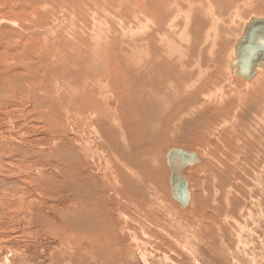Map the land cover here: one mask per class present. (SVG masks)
Segmentation results:
<instances>
[{
	"label": "rangeland",
	"instance_id": "374dc122",
	"mask_svg": "<svg viewBox=\"0 0 264 264\" xmlns=\"http://www.w3.org/2000/svg\"><path fill=\"white\" fill-rule=\"evenodd\" d=\"M218 1L219 0H215L214 2L213 1L211 2L213 4V6L215 5V3H216V5L218 3L220 4V5H217V7H215V9L211 5L213 7V9L210 10V7L204 8V9H202V12L198 9L199 7L193 3L194 12L193 13L191 12L193 14V16H195V13L197 16L199 14H200V16H202L203 15L202 13L204 11L206 13V14L204 13L205 15H203L204 18H203V16L202 17L199 16V19H201V20L203 19L201 24H199L200 22L198 19L196 21L195 20L191 21L193 19L192 14H189V15H191V18H188L186 24H183L182 21L179 20L180 18L176 21V19H174L175 17H173L174 14L171 13V12H173V7H171V5H170V7L168 6V8H169L168 10L169 11L171 10V12L167 13V17L164 18V21L161 20V23H159L160 25H156V24L154 25L153 24V26L151 27V30H150V26H151V24H150L147 27V29L142 28V29H144L143 30L144 32L139 33L138 35L136 34V32L139 29H140V31H142L140 28V24L138 23L139 20L137 21L136 19H131L129 16H126L123 19L119 20V19H115L112 16V13H109L108 11H106L105 12L106 16L104 15L100 21L98 20L97 26L100 30V31L98 30L99 34L102 37L104 36L105 32L111 34L110 37H109V34L106 35V39H107L106 42H107V44L109 43V45L107 46V52L108 53L106 52V54L102 55V56H103V59H104V62L106 64L107 68L110 69V70L107 69L106 72L107 73L109 72L108 75H110L111 76L110 78H112L113 80H111L110 78H107L108 77L107 76L106 79L102 78L103 81H101V82L103 83V85L105 83L108 86L111 84L109 88H110V91H112V92H116V91H120V90H121V92H126L127 100L131 99L132 101H129V104H127L125 106L127 108V110L125 112L131 113V116L129 119H133V122H131L130 120L128 122H126L124 120L125 118L126 119L128 118L127 115H125L124 113H122V115H121L120 110H121L122 106L120 105V103H118L117 98L112 97V100L108 101V106H107L108 107V113H111V114H108V116L111 117L112 119H114V123L113 122L112 123H113V125L115 124L116 135H118L117 138H119L118 139V145H119L120 150H118V149L115 150V152L117 153V156H118L116 158V164H115V158L111 157L110 154L103 153V155H105L104 160L107 163L106 165L112 169V173L109 172L108 173L109 175L108 174L105 175L104 174L105 170H103L105 162H102V164H101L98 160V153H100L102 151L109 153V151L107 149L103 148L104 147V140L101 138V141L103 143V145H101L98 142L94 131L92 130L93 126L84 125V121L80 120L81 119L80 116H78V119L75 122L72 121L71 135H69V138H71V139H70V141H68V146H67L69 153L67 152V154H68V156H73L72 158H74V159L78 158V160H79L78 162H81L82 164L86 163L88 170H90L92 172L91 173L90 171L89 172L88 171L87 172H81L80 171V172H78L79 177L76 176V178H78V181L81 182L82 187L83 186L84 187L90 186L91 184H93L90 186L91 189H93L92 191L93 192L95 191V193L98 196H100L99 199H97V200L91 199L92 197L91 196L88 197V194L85 195V193L82 195L80 194L81 196L79 197L78 192H77L79 190V187L77 188L76 186L68 185L69 184L68 180H67L68 178L62 177V174H65L64 171H63L64 173L61 171L62 166L59 167L58 166L59 164L55 163V160H52L51 162L49 161L53 157V155L51 154V151H54V156L57 155L58 153H61V155H62L64 152L65 148L61 147V144L58 145L59 144V138H55V139L50 138V137L45 138V136L43 137V135H40V134L38 137L34 136L33 138H29V139L25 138L24 139L26 142L25 144L29 143L31 145V147L34 148L33 149L34 151H36V149H38V153L36 155V158L32 159V161L28 160L29 157L24 158V156H22V152L24 153V150L23 149L21 150L20 147H19L20 149L17 151L18 155H20V157L18 158V161H17L18 164L13 163V162L12 163L8 162V161L12 160V156H16V153L14 151L9 153L6 151L7 149H5L4 150V151H6V153H5L2 150L6 155L0 151V153H1L0 154V163H1L0 164V264H113V262H111V260L109 258L101 256V252L98 255L96 254L98 249H95V245H92L93 242L91 240H87V239L83 240L81 238L82 235L83 236L88 235V233H89L88 231L92 229L94 223L98 222V218H102L105 226L109 227L110 231L114 233V240H115L114 244L118 248L117 253L115 254V255H117V261H115L116 262L115 264H145V263L146 264H197V263L198 264H264V246H262V245H264V192H262L264 190V187L261 190V192H262L261 195L263 197V205H262V203H261V205H259L260 204L259 202H261L260 199L258 200L256 197L250 196L251 194L248 192L245 193L246 195L243 194V195H237L236 196V191H237L236 188L237 187L241 188V185H239V181H238L239 174H240V170L238 168H240V162L239 161H240V159H242V157H240L239 155L242 152L240 150V147H239L240 142H238V140L243 141V139L247 137L246 134L250 135L251 132H255V131H257V128H259V125L261 122L260 118H257L254 115H256L255 111H258L259 109L261 110L264 107L263 106V104H264V93H263L264 89H263V91L255 93L254 95H252L250 97L247 96L248 94H246V96H245V94H243L245 92H243V91L245 90L246 83L244 82L245 83V86H244L243 80H241L236 75L231 76V74L229 73L228 67H227L228 61L230 62L231 60L234 59L233 46L235 45L236 40L238 39V37L241 34V30L243 28V22L248 21L249 18H251V17H264V7H263L264 1L262 2L260 0H240V2H239V0H230L232 2L231 3L229 0H226V2L228 1L227 2L228 5H230V6H228L227 3H225V2L224 3L226 5L224 3L221 4V2H222L221 0H220V2H218ZM246 1H247V3H246ZM211 3H209V4H211ZM229 3H231L232 5ZM242 3L245 5H243ZM257 3H260L259 6H262V7H258L256 5ZM239 4L242 5V7H237V6H239ZM130 6H131L130 4H127L126 8L130 9L131 8ZM195 6L197 9L195 8ZM228 7H231L232 9H230ZM216 8H222V10H220L218 12ZM215 10H216V12H215ZM188 11H189V5H188ZM196 11L201 12V13L198 14ZM207 12H208V16H207ZM211 12H212V14H211ZM213 12H214V14H213ZM221 12H223V14ZM227 12L233 13V15L230 13L227 14ZM79 13L81 15H80V18L77 19V22L79 24H81L82 26L83 25L87 26V24L89 23V20L87 19V17H88L87 14L82 13V11H80ZM126 13H128V10H126ZM132 13H133V15L138 16V15H136V13L134 11L131 10L130 14H132ZM215 13H217V14L215 15ZM224 14H225V16H223ZM234 15H235V17H234ZM238 16L241 17L242 19L241 20L238 19L239 18ZM172 17L175 21L172 19ZM219 17H220V19H219ZM221 17H222V19H221ZM111 18L113 21L111 20ZM170 18H171V20H170ZM206 18H207V21L205 20ZM211 18H212V20H211ZM232 18H234V20ZM114 19L116 21L118 20L117 21L118 23ZM166 19L167 20L169 19V20L167 21ZM213 19H215L216 21L214 20L215 21L214 22ZM73 20H75V19H73ZM102 20H103V22H102ZM232 20H233V22H232ZM136 21L139 25L137 23L136 24L134 23ZM169 21L172 25L169 23ZM55 22L58 23L59 27L62 28L63 26L66 25L65 24L66 22H69V20L64 17L61 19L60 18L56 19ZM123 22L125 25H123ZM190 22H191V24H190ZM94 23H96V22H93V25H95ZM162 23H163V27H161ZM232 23H233V25H232ZM118 24H120V26ZM117 25H118V27H116ZM127 25L133 26V27L136 26V28H132L133 30L131 29L132 32L135 30L133 33L130 32V29H129V32L132 34L129 33L126 35H124V34L122 35L123 36L122 38L124 40H127V41L129 38L130 39L134 38V39L130 40V42H128L127 49L135 48V50H136V45L137 44L141 45V43L143 42L142 41L143 38H141V36L144 35V33L145 34L148 33V35H152L153 29H154L156 37L153 38V42L151 41L152 45L149 43L150 41L148 40L149 47H153V49H151V51L152 52L156 51V53L154 52L155 55L153 54V56H155L154 58L160 57L159 53L162 52V50H163V52H165V53L162 52L161 54L170 55V56L166 55L167 58L170 57L174 60V62L176 60L177 63H178V60H180L178 63V67H177V65H175L177 67V69H175V71H174V69H169L167 67H164V68H167L168 70L165 71L164 69L161 68L162 70L160 69L161 72H159L160 70L158 71V69H159L158 68V69H156L157 71L154 70L153 72L152 71L149 72V74L147 73L149 76H151V73H152V78L150 77L149 80L152 83V87H150V89H153L154 93L152 90L146 88V90H148V91L146 92V95H144L145 88L141 90L142 86L140 88V85H139V82L141 79L140 77H139V79L138 78L134 79V82L135 83L137 82L135 88L132 87L133 86L132 84H131V87L129 85V88H128V86L124 85L125 84L124 81H126L124 74L127 75V72L125 69L123 70L124 74L122 72H117V74H116V72L111 71V66L113 68V65L111 63V60H112L111 54L114 52L116 55V53H117L116 47H118L119 46L118 43L121 42V41L113 38L115 35L114 33H116V30H119L118 28L123 29V30H125V27L129 28V26H127ZM181 25H183V26H181ZM185 25H187L188 27H185ZM224 25H226L227 27ZM101 26H102V28H101ZM156 27H158V30H160L162 28L161 31H155ZM202 27H204V28H202ZM145 29H146V31H145ZM199 29L201 31H199ZM225 29L226 30L228 29V30L226 31ZM106 30L107 31L112 30V32H107ZM213 30H214V32H213ZM102 31H103V33H102ZM208 31H209V34H208ZM205 32H206V35H205ZM211 32L212 33L216 32V34L214 35ZM223 32L225 33V35L223 34ZM178 34L181 35V38H184V39H182V41H180L181 39H180V36ZM211 34L213 36H211ZM83 35L84 36H82V37L85 38L83 40L81 37H78L77 35L75 37L81 38L80 39V40H82L81 42L85 43L87 40H90V38L92 36L90 33H88V31ZM89 35H91V36H89ZM139 35H140V37H138V38H140V39L138 40L137 36H139ZM207 35H209V36H207ZM177 36L179 38L178 39L179 40L178 45L184 46V48H181L182 46L178 47V48L184 49V51L182 50L183 53L188 52L187 55L189 53L193 54L194 55V56L192 55L193 57L192 56L190 57V55L187 56L186 54H183L179 50L177 51V49H175L176 47L174 48V44H173L174 42H175V46H178L176 44L178 42V40L176 42ZM195 36H197V38L198 37L199 38L197 39ZM142 37H144V36H142ZM175 37H176V39H174ZM191 37H192V40H191ZM206 37L209 38L207 40L208 45H207V41H206L207 38ZM170 38L173 40L172 44H171L172 40H170ZM123 39H122V41H124ZM158 39L160 42L158 41ZM162 39H164V40H162ZM154 40H155L156 44L154 43ZM183 40L185 43L183 42ZM189 40H191V42ZM115 41H118V42H115ZM212 41H215V42H212ZM77 42H79V41H77ZM77 42H76V44H77ZM124 42H126V41H124ZM189 42L191 44H189ZM209 42H211V43H209ZM205 43L207 46L205 45ZM159 44H161V45L159 46ZM183 44H186V46ZM192 44H194V45H192ZM156 45H158V47H155ZM170 45H172V47ZM195 45H196V47H195ZM210 45H213V49H212V46H210ZM112 47H114L115 49H113ZM159 47L162 49H160L158 51ZM187 47L188 48L191 47V48L187 49ZM173 48L175 50H173ZM215 48H217V49H215ZM218 48H222V49L219 50ZM130 51L134 52V49L130 50ZM220 51H222V52H220ZM171 52H174L175 54L172 53V54H174V55H172ZM209 52H210V54H209ZM176 53L178 55H176ZM181 53L184 55V57L185 56L186 57L184 58ZM218 54H220V55H218ZM149 55L152 56L151 52ZM214 55H215V58H214ZM177 57H179V59ZM192 58H193V60H192ZM198 58H200L201 61L203 60L202 61L203 64L207 63L209 66L207 64L204 65L206 67L201 66L200 64H202V62H200V59H198ZM108 59H109V61H108ZM215 59H218L216 61V63L217 62H219V63L213 64V63H215ZM191 60L193 61L194 65H191L192 64ZM211 60H213L214 62L212 61L213 62L212 63ZM189 61L191 62V64L189 63ZM204 61H205V63H204ZM167 62H168V60L165 61V66H167L166 65ZM171 62H173V61H170V64L168 63V67H169V65H170V67H173V65H171ZM195 62L197 64L199 62L200 64L197 65ZM180 63H182V64H180ZM183 64L184 65L186 64V66H182ZM224 65H226V67ZM193 66H195L194 70L192 69ZM182 68H183V70H182ZM225 68L228 71L225 72V70H226ZM213 69L215 70V72ZM172 70L174 72L177 71L178 74L175 75V73L172 72ZM180 70H182L183 72H181ZM186 70H187L188 74L190 73L189 76H186V75H188L187 73H185ZM191 70H193V71H191ZM190 71L192 72V74ZM263 71L264 70L262 69L261 73H263ZM164 72H165V74H164ZM202 72H204V73H202ZM227 72H228V74H227ZM183 73H185L186 75L184 76ZM194 74L196 75V77H192V75H194ZM225 74L227 75L226 78H225V76H226ZM167 75H169V76H167ZM200 75L202 77H200ZM179 76H181V77H179ZM75 77L76 76H74V75H71L69 77V80L71 79V83H73V84H75L74 82H76V81L78 82V79L77 78L75 79ZM166 77H168V81H167ZM171 77H172V79H171ZM196 78H198V79L196 80ZM215 78H216V80H214ZM227 78H228V80H227ZM235 78H237V79H235ZM165 79H166V81H165ZM116 80H118V81L122 80V82L121 83H118V81L115 82ZM132 80L133 79L131 78L130 83H132ZM154 80L155 81L157 80L158 82L157 81L155 82ZM170 80L171 81L173 80L174 83L171 82ZM191 80H192V82H191ZM178 81H180V84ZM183 81H186V83H184ZM161 82H163V83H161ZM187 82H190V83H187ZM241 82L243 85L241 84ZM116 83L119 84L120 87H122V88L120 89V87H116V86H119ZM233 83L235 86L233 85ZM178 84L180 85V87L184 86V84H185L183 89H186V92H185V90L177 87V86H179ZM194 84H195V86H194ZM36 85H39V82ZM137 85H139V86H137ZM162 85H164V88ZM190 85H191V88H190ZM154 86H156V87H154ZM168 86H169V88H168ZM173 86H175V87H173ZM206 86H208V87H206ZM221 86H223V87H221ZM232 86H234V87L232 88ZM136 87H138V88L136 89ZM171 87L176 89L175 90L176 93L173 92L174 89L171 91ZM239 87H241V88H239ZM161 88H163V89H161ZM206 88H207V90H206ZM132 89H135V90H132ZM138 89H140V90H138ZM157 89H159L160 92ZM167 89H170V90L167 91ZM136 91H137V93H136ZM206 91H208L209 94ZM163 92H165V94ZM235 92L236 93L238 92L239 98ZM182 93L184 94V96H182L183 95ZM199 93L202 95L203 98L201 96H199L200 95ZM131 94H132V96H130ZM147 94L149 96L150 95L151 96L148 97ZM166 94L168 95V97L165 96ZM205 95H206V97H205ZM215 95L216 96L218 95L217 98L219 97L220 99L219 98L217 99L216 97H215L216 98L215 99L214 98ZM240 95H242V96L240 97ZM188 96H189V98H188ZM221 96H222V98H221ZM194 97H196V99ZM140 98H141V104L139 102ZM152 98H153V100H152ZM167 98H169V99H167ZM165 100H166V102L164 103ZM218 100H220V101L222 100V102L219 103ZM156 101H158V103L159 102L163 103V108H162L163 110H161L160 112H155L153 109L155 106L154 103L157 104ZM167 101H168V103H167ZM184 101L185 102L187 101V102L185 103ZM52 102L53 101H51L50 104L53 105ZM74 102H77L75 107L78 106L79 110L81 111V106H82L81 104L83 102L79 103L80 101L78 102L77 99ZM89 102L94 104L95 102L97 103V100H93V98L91 97L85 104H87ZM207 102H208V104H207ZM216 102L219 103L220 105H218ZM213 104H215V106L217 108H219V106H220L219 109H222L223 111L225 110L224 113L221 110V114L218 115L217 118H215V119H211L214 116L208 112V109ZM94 105L98 109V111L96 110L98 112V114H100V113L102 114L101 110L103 108H105V105L103 104V102H102V104H94ZM136 105H138V107ZM201 105L202 106L204 105L203 108ZM258 105L260 108L258 107ZM99 108H100V110H99ZM138 108L141 109V110L139 109V112L136 111ZM118 109H120V110H118ZM146 109H147V111H146ZM117 110L120 112H118ZM177 110H178V112H177ZM2 112H3V114L0 113V135L6 134L10 131H13L16 133V130L19 129L20 125H23V122L18 123L17 127L13 130L11 127H9L4 122V120H6V118H7L6 116H4V113H6V111L2 110ZM151 114H153V115H151ZM91 115H92V113H91ZM145 116H147V118ZM87 117L90 120L89 121L90 123L95 121V118H96V117L93 118V115L92 116L88 115ZM254 117H256V118L254 119ZM140 118L141 119L144 118V121L143 120L141 121ZM234 118H235V120H234ZM122 119H123V121H122ZM136 119H137V121H136ZM104 120L105 119L101 118L99 120L100 123L98 124V128H99L98 133L100 134V137H102V132L104 131L102 129V124L105 122ZM107 120L110 121L109 119H107ZM144 123H150V124H147L148 128H150L149 132H147V130L144 129V127L146 125ZM141 124H142V126H141ZM133 130H135V131H133ZM145 132L148 134H146ZM144 134H146V135H144ZM226 141L229 142L230 145H227ZM235 141H236V143H235ZM225 142H226L225 146L220 145L221 143H225ZM13 144H16V142H13ZM139 144H141V145H139ZM57 145H58V147H56ZM89 145L91 147L94 146L93 147L94 150L98 151V153L95 154V156L93 157L92 160H91V158H88L89 153L87 152V150H88ZM123 146H125L124 149L127 153V157L121 151V148ZM228 146H230V147H228ZM172 148H180V149H183V150H186L189 152H194V153L198 154L199 156H201L203 158V161L201 164L198 165V167H200V168L203 167L202 166V165H204L203 163L206 162L207 160H209V159L213 160L212 158H214V152L215 151H216L215 156L217 155V158H219L220 156H222V157L225 156L224 157L225 161H220L221 165H222L220 172H221V174H224V177L227 175H229V177L231 176V178H230L231 180L230 179L228 181L224 180L223 183L228 184L230 194L235 195L234 196L235 202L233 204L238 205V206L242 205L243 213L248 212L249 210H252L253 207L254 208L257 207L258 212L256 210L254 212L255 214L253 213V215L247 216V218H238L239 219L238 224L240 223L239 225L243 227L242 229H240L241 227L237 223H235V221L230 220V224H232L231 225L232 228H231L229 221H228V224H229L231 229H224L225 230V231L223 230L224 232H222V231H218L219 233L216 232L214 234V237L212 238V241H210L213 244L207 243V241L210 240V238L208 236H205V235L200 236V234H197V231L192 230L191 227H186V228L182 229V230H184L183 231L184 233L182 232L183 233V236H182V234L179 232V229H176V231H174V228H175L174 226H173L174 227L173 229H171L169 227L167 228L168 225H166V224H168V222L166 220H165L166 224L163 223V226H162L163 229L159 228V227L157 229L152 228V229H155L154 231H152L148 228L151 226H149L145 221L142 220V222H141L140 219H130L129 216L131 215V212L133 211L132 209L134 208V206H132V203H133V199H135V198H133V196L128 193V191L130 192V190H131V186H127L126 183L121 179V176H125L126 178H128V180H133V181H134V177H139V178H141L140 180L143 181L144 175L139 170L140 169L143 170L145 168L148 169V167L150 168V166H151V171L152 172L154 171V172L151 175L147 171V174L149 176H148V179H146L143 182V185L146 184L147 188L152 190L153 184H154V186L156 187L157 190L154 188L153 189L158 194V196L160 198H163L170 203H174L178 207V209L181 211L182 214H184V215L189 214L188 211L183 212L181 210V208L179 207V205L177 204V202L174 201L173 199H171L170 187H169V182H168L170 172H169V168L166 164V153L168 150H170ZM214 148H215V151H214ZM262 148H263L262 151L264 153V146H262ZM61 149H63V152ZM55 151H56V153H55ZM143 151H144V153H143ZM145 153H146V155H145ZM44 154H51V155H48V157H46ZM61 155L58 154V156H61ZM229 155H230V157L227 158L226 156H229ZM55 158H56V156H55ZM44 159H47L48 162L45 161ZM64 159H65V157H64ZM86 159H87V161H86ZM249 163H250L249 161L246 162V164H249ZM2 165L4 168L2 167V169H1ZM7 165H9L13 168L15 167L16 170L19 171L18 173L20 174V176H22V179H23L22 182H25L29 176H32V178L34 180V182L32 183L33 189H32V186L30 188L27 185L19 183L18 185H19V187L22 188L23 194L18 193L17 194L18 196H14L12 194V191H10V193L13 195V197L7 196V194L3 195V191H2L3 187H1L2 182L6 183V184L9 182L7 185V186H9V188H7L8 190H10L11 188H14L13 185H11V186L9 185V184H12L14 176H11L12 174H9L8 172L4 171V169L6 167H8ZM121 165H122V167H121ZM196 166L197 165L190 166V168L187 167L184 171V176L186 177L187 181L189 182L190 189L192 192V203L195 202L197 193L204 186L203 182L205 180V178L203 176L199 177V179H198L193 174V172H192L193 168L192 167H196ZM263 166H264V161H263ZM123 168H124V170H123ZM126 168H128V169H126ZM231 168H233V171H232L233 175H231L229 173V170ZM262 168L264 169V167H262ZM262 168H261V170L264 171ZM132 169L134 170V172ZM127 171H130V172H127ZM156 171L158 172V174ZM159 171H160V173H159ZM260 171L257 174L254 173L253 176L256 177V175H260ZM79 173H80V175H79ZM81 173H83V174H81ZM106 173H107V171H106ZM130 173H132L133 177H132V175L130 176ZM66 174L68 175V173H66ZM38 175H40L41 178H39ZM6 176L8 179H5ZM107 176L110 180H112L114 182L113 188L115 189V194L111 193V190H109V188L112 187V185L110 186L111 182L109 181L108 178L107 179L105 178ZM261 176L263 177V179H261L262 177L260 178L259 176L257 178L253 177V182H254L253 184L254 185L256 182L254 180H257L258 178L259 179H258L257 183L260 184L261 186L263 185L264 173L261 174ZM54 177H55V179H54ZM66 177H68V176H66ZM70 177H72V175L69 176V178ZM158 178H160V181H157ZM45 180H46V184L40 185V183H42ZM56 180L58 182H61L63 185L59 195H56L54 193V192H56V189H58L55 186ZM208 184H209V182L205 181V186ZM208 189L210 192H213L210 190V188H208ZM83 190H85V189H83ZM86 191H89V190H86ZM220 192L222 193V191L219 190L216 195L221 194ZM233 192H235V193H233ZM116 195H118V197ZM126 195H127V198L123 199L122 196L125 197ZM143 195H144L143 190H141L138 194L139 199L143 198ZM247 196H249V197H247ZM242 198H244V199H242ZM149 201H152V200L150 199ZM239 201H240V203H237ZM243 201H244V203H243ZM139 202H140V200L137 201V203H139ZM246 202L250 203V205H248L247 207H245ZM191 205H190V207H192ZM251 205H254V206L252 207ZM262 207H263V209H261ZM99 208H100V210H99ZM254 208H253V211L255 210ZM89 209L91 211H89ZM69 211H70V214H69ZM168 211L171 213L170 210H168ZM169 212H167V214ZM238 212L241 213L239 208H238ZM120 214H122V215H120ZM151 214H152V216L157 215L156 211L155 212L152 211ZM167 214H165V215H167ZM174 217H176V216L174 214L172 215V213H171V214H169L168 219L169 220L175 219ZM79 220H82V224L84 223L82 225L83 229L81 228L82 229L81 232L83 233L82 235H80L81 232H79L77 230L78 224H75V222H78ZM70 223H74V226L72 224L70 226L67 225ZM104 224H103V226H104ZM136 224L142 225L141 229L136 227ZM178 224L179 223L177 222L176 225H178ZM254 224H256V225H254ZM124 225L126 226V229L124 228ZM244 225H245V227H244ZM132 227H134V228H132ZM246 228H247V230H246ZM165 229H166V231H165ZM240 230H242V231H240ZM177 231H178V233H176ZM172 232H174V233L172 234ZM90 233L92 234V231H90ZM185 234H187L188 236ZM194 234L198 235V238ZM67 235H69V236L67 237ZM178 235H180V236H178ZM91 236H89V237H91ZM191 236H192V239H191ZM227 236H228V238H227ZM243 240H244V242H243ZM110 246L113 247V245H110ZM108 261H109V263H108Z\"/></svg>",
	"mask_w": 264,
	"mask_h": 264
},
{
	"label": "bare ground",
	"instance_id": "6f19581e",
	"mask_svg": "<svg viewBox=\"0 0 264 264\" xmlns=\"http://www.w3.org/2000/svg\"><path fill=\"white\" fill-rule=\"evenodd\" d=\"M212 1L214 2L215 0H212ZM212 1L211 0H0V113L3 114L2 110L6 111V113H4V116H6L7 118H6V120H4V122L9 127H11L13 130L17 127L18 123L23 122V125H20L19 129L16 130V133L13 132V131H10V132H8L6 134L0 135V151L3 152L5 149H7L6 151L9 152V153L12 152V151H14L16 153V156H12V160H10L8 162H10V163L13 162V163L18 164L17 161H18V158L20 157V155H18L17 151L20 148H21V150L22 149L24 150V153L22 152V156H24V158L29 157L28 158L29 161H32V159L36 158V155L38 153V149H36V151H34L33 150L34 148H32L29 143L25 144L26 143L25 140H24L25 138L29 139V138H33L34 136L38 137L39 134L43 135V137L45 136V138H49V137L50 138H54V139L55 138H59V144L58 145L61 144V147L65 148L64 152H63V149H61L64 155L63 154L61 155V153H58L61 156H58V154L55 155L56 158H57L56 159L55 156H54V151H51V154L53 155V157L50 160L48 158L47 159L50 162L52 160H55V163H58L59 167L62 166L61 171L65 172V174H62V177L63 178H68L67 179L68 183H69L68 185L76 186L77 188L79 187V190L77 191L79 197L82 194L85 193V195L88 194V197L91 196L92 197L91 199H94V200L99 199L100 196H98L95 193V191L93 192L92 191L93 189H91V187H90L93 184H91L90 186H85V187L83 186L84 187L83 188L81 186V182H79L78 178H76V176H78V172H80V171L81 172H87V171L89 172L90 171V170H88L86 163L82 164L81 162H78L79 161L78 158L74 159V158H72L73 156H68V154H67V152H68V149H67L68 141H70V139H71V138H69V135H71V124H72V121L75 122L78 119V116H80L81 117L80 120L84 121V125L93 126L92 130L94 131L95 136L97 137V140H98V142L101 145H103V143L101 141V138L104 140V147L103 148L107 149L109 151V153L108 152H103V151L98 153L97 150H94V148H93L94 146L91 147L90 145L88 146L87 152L89 153L88 154L89 155L88 158H91V160L93 159L95 154L98 153L99 162L101 164H102V162H105L103 170H105L104 174L107 175L109 172L112 173V169L106 165L107 163L104 160L105 155H103V153L110 154L111 157L115 158V164H116V158L118 156H117V153L115 152V150L116 149L120 150L119 149V145H118V139L119 138H117L118 135H116L115 124L113 125L114 119H112L111 117L108 116V114H111V113H108V107H107L108 106V101H111L112 97L117 98L118 103H120V105L122 106L121 110L120 109H118V110L121 111V115H122V113H124L128 117L127 119L125 118L124 120L126 122H128L129 120L131 122H133V119H129L130 116H131L130 112H125L127 110V108L125 106L127 104H129V101H132L131 99L127 100L126 92H121V90L120 91H116V92H112V91H110V88H109L111 84L108 86V85H106V83L103 85V83L101 82V81H103L102 78L106 79L107 76H108L107 78L111 77L110 75H108L109 72L108 73L106 72L107 69H109V68H107V66H106V64L104 62L103 56H102V55L106 54L107 46L109 45V43L107 44V42H106V40H107L106 39V35L109 34V37H110L111 34L105 32L103 37L99 34L100 30H99V28L97 26L98 20L100 21L102 19V17L105 15L106 11H108L109 13H112V16L115 19H119V20L123 19L126 16H129L131 19H136L137 21L139 20L138 23L140 24V28H141L142 31H140V29H139L136 32V34L138 35L139 33H143L144 32L143 31L144 29H142V28H146L147 29V27L150 24H151L150 30H151V27L153 26V24L154 25L155 24L156 25H160L159 23H161V20L164 21V18L167 17V13L171 12V10L170 11L168 10L169 9L168 6L170 7V5H171V7H173V12H171V13L174 14L173 15V17H175L174 19H176V21H177L180 18L179 20L182 21L183 24H186L188 18H191V15H189V14H192L194 12L193 3L195 5H197L199 7L198 9L202 12V9H204V8L210 7V10H211V9H213V7L215 9V7H217V5H220L219 3L217 5L215 3V5L213 6V4L211 3ZM221 1H222L221 4L224 3V2L225 3L228 2V1L226 2V0H221ZM260 1L263 2L264 0H260ZM218 2H220V0ZM239 2H240V0H239ZM209 3H211V4H209ZM231 3H229V4H231ZM246 3H247V1H246ZM127 4L131 5L130 9L126 8ZM188 5H189V11H188ZM227 5H228V3H227ZM243 5H245V4H243ZM256 5L258 7H262V6H259L260 3H257ZM228 6H230V5H228ZM237 7H242V5L239 4V6H237ZM263 7H264V5H263ZM195 8H196V6H195ZM228 8L232 9L231 7H228ZM216 9H217L218 12L220 10H222V8H216ZM126 10H128V13H126ZM131 10L134 11L136 13V15H138V16L133 15V13L130 14ZM80 11H82V13H84V14H87V16H88V17L86 16L87 19L89 20V23L87 24V26L83 25L84 26L83 27L81 24H79L77 22V19L80 18V15H81L79 13ZM196 12L198 14L201 13V12H198V11H196ZM215 12H216V10H215ZM204 13H205V11L202 14L205 15L206 13L205 14ZM221 13L223 14V12H221ZM228 13H230V12H227V14ZM211 14H212V12H211ZM213 14H214V12H213ZM216 14L217 13H215V15ZM230 14L233 15V13H230ZM199 16H200V14L198 16L196 15V13H195V16H193V14H192V18L193 19L191 21H193V20L196 21L198 19L199 22H200L199 24H201L203 19L202 20L199 19ZM202 16H200V17H202ZM207 16H208V12H207ZM223 16H225V14ZM64 17L67 18L69 20V22H66L65 23L66 25L61 28V27H59V24L56 23L55 21L58 18L61 19V18H64ZM173 17H172V19H173ZM234 17H235V15H234ZM203 18H204V16H203ZM207 18L205 19L206 21H207ZM73 19H75V20H73ZM219 19H220V17H219ZM221 19H222V17H221ZM232 19L234 20V18H232ZM238 19L241 20L242 18L239 17ZM111 20H112V18H111ZM170 20H171V18H170ZM211 20H212V18H211ZM214 20L215 19H213V21ZM233 20H232V22H233ZM137 21L134 22V23L136 24ZM93 22H96V23H94L95 25H93ZM102 22H103V20H102ZM246 22L247 21L243 22V25ZM169 23H170V21H169ZM190 24H191V22H190ZM118 25L120 26V24H118ZM118 25L116 27H118ZM123 25H125L124 22H123ZM232 25H233V23H232ZM127 26H129V25H127ZM181 26H183V25H181ZM224 26H226V25H224ZM161 27H163V23H162ZM185 27H188V26L185 25ZM101 28H102V26H101ZM132 28H136V26L135 27L129 26V28L125 27V30L118 28L119 30H116V33H114L115 35H114L113 38H115V39H117V40H119L121 42L118 43L119 46L116 47V52H117L116 55L118 57L115 55L114 52L111 54L112 55L111 63L113 65V68L111 66V71L112 72H116V74H117V72H122L124 74L123 70L125 69L126 72H127V75L124 74V77L126 78V81H124L125 82L124 85L128 86V88H129V85L131 87V84L133 85L132 87L135 88L137 82L135 83L134 79L135 78L139 79V77H140L141 78L140 82L139 81L138 82H139L140 88L142 86L141 90L145 88L144 95H146V92L148 91V90H146V88L150 89V87H152V83L149 80L150 77L152 78V73H151V76H149L148 75L149 72H151V71L153 72L154 70H156L158 68H159L158 71L161 68L164 69L165 71L168 70L167 68L174 69V71H175V69H177V67H178V63H179L180 60H178V63H177L176 60L174 62V60L172 58H170V57L167 58L166 57L167 54H161L163 52V50H162V52L159 53L160 57L154 58L155 56H153V54H154V52L156 53V51L152 52L151 49H153V47H149V43L151 44V41L153 42V38L156 37L154 29H153L152 35H148V33L147 34L144 33V35H142L144 37L141 36V38H143V40H142L143 42L141 43V45H139V44L136 45V50H135V48L127 49L128 42H130V40H132L134 38H131V39L129 38L128 41H127V40H124L122 38L123 37L122 35L123 34L126 35V34H129L130 32H132L131 31ZM202 28H204V27H202ZM129 29H130V32H129ZM146 29H145V31H146ZM161 29L158 30V27H156L155 31H161ZM87 31L92 36L89 35V36H91V38H90V40L86 41L87 43L86 42L82 43L81 41L83 39H85L82 36H84L83 34H85ZM199 31H201V30L199 29ZM107 32H112V30L107 31ZM213 32H214V30H213ZM102 33H103V31H102ZM132 33H130V34H132ZM208 34H209V31H208ZM212 34L215 35L216 32L212 33ZM212 34H211V36H213ZM223 34L225 35L224 32H223ZM76 35L78 37H81L82 40H80L81 38H76L75 37ZM205 35H206V32H205ZM179 36H180V39H181L180 41H182V39H184V38H181V35H179ZM207 36H209V35H207ZM138 37H140V35L137 36V38ZM195 37L197 38V36H195ZM122 39L124 41H126V42L122 41ZM139 39L140 38H138V40ZM159 39H158V41H159ZM174 39H176V37ZM178 39L179 38L177 36L176 42H177ZM208 39L209 38H207L206 41ZM148 40L150 41L149 43H148ZM162 40H164V39H162ZM170 40H172V39L170 38ZM191 40H192V37H191ZM191 40H189V41L191 42ZM77 41H79V42H77ZM76 42H77V44H76ZM115 42H118V41H115ZM172 42H173V40L171 41V44H172ZM183 42H184V40H183ZM190 42H189V44H191ZM212 42H215V41H212ZM154 43H155V40H154ZM178 43H179V40H178V42L176 44L178 45ZM209 43H211V42H209ZM173 44H174V48L176 47L175 49H177V51L178 50L180 52H182V50L184 51V49H179L178 48V47H181L182 45L181 46H179V45L175 46V42ZM160 45L161 44H159V46ZM183 45L186 46V44H183ZM192 45H194V44H192ZM205 45H206V43H205ZM207 45H208V41H207ZM170 46L172 47V45H170ZM210 46H212V49H213V45H210ZM155 47H158V45H156ZM195 47H196V45H195ZM112 48L115 49L114 47H112ZM174 48H173V50H175ZM181 48H184V46H182ZM189 48H191V47H189ZM189 48L187 47V49H189ZM233 48H234V46H233ZM133 49H134V52H131L130 50H133ZM160 49H162V48L159 47L158 51ZM215 49H217V48H215ZM218 49L220 50L222 48H218ZM150 52H151L153 57L149 55ZM220 52H222V51H220ZM233 52H234V49H233ZM163 53H165V52H163ZM172 53H174V52H171V54ZM187 53L188 52H184L183 54L187 55ZM174 54H172V55H174ZM209 54H210V52H209ZM176 55H178V54L176 53ZM189 55L191 57L193 54L189 53L187 56H189ZM218 55H220V54H218ZM233 55H234V53H233ZM167 56H170V55H167ZM183 57H184V55H183ZM177 58L179 59V57H177ZM214 58H215V55H214ZM198 59H200V58H198ZM167 60H168V62L166 63L167 66H165V61H167ZM192 60H193V58H192ZM217 60L218 59H215V63H213L214 62L213 60H211V62L213 61L212 62L213 64H217V63H219V62L216 63ZM108 61H109V59H108ZM170 61H173L175 63L174 64L173 62H171V65H173V67H170V65L168 67V63L170 64ZM202 61L200 59V62H202ZM232 61L233 60H231L230 62L228 61V63H227L228 64L227 67H228V70H229V73L231 74V76L235 75L234 74V70L235 69L234 68L232 70L230 69V63ZM189 63L191 64L190 61H189ZM204 63H205V61H204ZM180 64H182V63H180ZM186 64L185 65L183 64L182 66H186ZM199 64L200 63L198 62L197 65H199ZM206 64L207 63L203 64V62H202V64H200V65L203 66V67H206V66H204ZM175 65H177V67ZM191 65H194L193 61H192ZM224 66L226 67V65H224ZM164 67H167V68H164ZM194 67L195 66H193V68H192L193 70H194ZM262 69L264 70V64H263V66L261 68L257 69L258 72H257L256 76L250 82L243 81V83L245 82L246 86H247L246 87L245 83H244L245 90L243 92H245V93H243V94H245V96H246V94H248L247 96L250 97V96L254 95L255 93L263 91V89H264V71H263V73H261ZM161 70L159 72H161ZM182 70H183V68H182ZM182 70H180V71L183 72ZM193 70H191V71H193ZM228 70L226 69L225 72L228 71ZM174 71L172 70V72H174ZM214 72H215V70H214ZM174 73H175V75L178 74L177 71L174 72ZM185 73L188 74L187 70H186ZM185 73H183L184 76L186 75ZM202 73H204V72H202ZM164 74H165V72H164ZM189 74L186 75V76H189ZM191 74H192V72H191ZM227 74H228V72H227ZM71 75L76 76L75 79L77 78L78 82L76 80L75 81L77 83L76 82H74L75 84L71 83V79L69 80V77ZM169 75H167V76H169ZM130 77L133 79L132 83H130V80H131ZM179 77H181V76H179ZM192 77H196V75L194 74V75H192ZM200 77H202V76L200 75ZM226 77H227V75L225 76V78ZM166 78H167V81H168V77H166ZM110 79L113 80L112 78H110ZM171 79H172V77H171ZM197 79L198 78H196V80ZM235 79H237V78H235ZM118 80H116L115 82H117ZM214 80H216V78ZM227 80H228V78H227ZM165 81H166V79H165ZM38 82H39V85H36ZM121 82H122V80L118 81V83H121ZM171 82H173V80ZM178 82L180 84V81H178ZM183 82L186 83V81H183ZM191 82H192V80H191ZM161 83H163V82H161ZM187 83H190V82H187ZM241 84H242V82H241ZM117 85H119V84H117ZM139 85H137V86H139ZM233 85H234V83H233ZM162 86L164 88V85H162ZM169 86H168V88H169ZM184 86H185V84H184ZM184 86L180 87V85H179L177 87L183 89ZM194 86H195V84H194ZM234 86H232V88ZM116 87H120V85L116 86ZM154 87H156V86H154ZM173 87H175V86H173ZM206 87H208V86H206ZM221 87H223V86H221ZM121 88L122 87H120V89ZM137 88L138 87H136V89ZM163 88H161V89H163ZM190 88H191V85H190ZM239 88H241V87H239ZM173 89L174 88L171 87V91ZM132 90H135V89H132ZM138 90H140V89H138ZM150 90L153 91V89H150ZM157 90L159 91V89H157ZM168 90H170V89H167V91ZM175 90L176 89H174L173 92H175ZM183 90H185V92H186V89H183ZM206 90H207V88H206ZM206 92L208 93V91H206ZM136 93H137V91H136ZM153 93H154V91H153ZM163 93L165 94V92H163ZM236 94L238 95V92ZM130 96H132V94ZM147 96L150 97L151 95L149 96L147 94ZM165 96L168 97L167 94ZM182 96H184V94ZM199 96L202 97L201 94ZM217 96L215 95L214 98L215 97L217 98ZM241 96L242 95H240V97ZM91 97L93 98V100H97V103L95 102L94 104H102V102H103V104L105 105V108H103L101 110L102 114L101 113L98 114V112H97L98 109L96 108V106L93 103L89 102V103L85 104ZM205 97H206V95H205ZM188 98H189V96H188ZM194 98L196 99V97H194ZM221 98H222V96H221ZM238 98H239V95H238ZM76 99L78 100V102L80 101L79 103L83 102L81 104L82 105L81 106V111L79 110L78 106L75 107L77 102H74V101ZM167 99H169V98H167ZM152 100H153V98H152ZM51 101H53L52 102L53 105L50 104ZM218 101H219V103L222 102V100L221 101L218 100ZM139 102L141 104V98H140ZM156 102H157V104L154 103L155 106H154L153 109H154L155 112H160L161 110H163L162 109L163 108V103H161V102L158 103V101H156ZM165 102H166V100L164 101V103ZM167 103H168V101H167ZM219 103H217V104L220 105ZM207 104H208V102H207ZM136 106L138 107V105H136ZM203 106H202V108H203ZM263 106H264V104H263ZM258 107H259V105H258ZM219 108H220V106H219ZM219 108H217L215 106V104L210 106V108L208 109V112L211 113V115L214 116L211 119H215V118H217L218 115L221 114V110L222 109H219ZM139 109L140 108H138L136 111L139 112ZM99 110H100V108H99ZM120 111H118V112H120ZM146 111H147V109H146ZM177 112H178V110H177ZM222 112L224 113L225 110L224 111L222 110ZM91 113L93 115V118H95V117L96 118H95V121L90 123L89 122L90 120L88 119L87 116L88 115L92 116ZM255 114L256 115H254V116H256L257 118H260V121H261L260 125H259V128H257V131L251 132L250 135L246 134L247 137L244 138L243 141H239L238 140V142H240V146L239 147H240V150L242 152L239 155L240 157H242V159L239 158L240 159V161H239L240 162V168H238L240 170L238 181H239V185H241V188H238V187L236 188V190H237L236 191V196L237 195H243L246 192H248V193L251 194L250 196H254L258 200L260 199L261 202H259L260 203L259 205H261V203L263 205V197H262L261 193L264 192V190L262 192H261V190L264 187V183H263L262 186L260 184H258L257 183L258 179H259L258 178L257 180H254V181H256L255 185H254L253 184L254 183L253 182V177H254L253 174L254 173L257 174L261 170V168L264 167L263 166L264 153L262 151V149H263L262 146H264V107L261 110L259 109L258 111H255ZM151 115H153V114H151ZM145 117L147 118V116H145ZM256 117H254V119ZM101 118L105 119L104 120L105 122L102 124V129L104 130L102 132V137H100V134L98 133L99 132L98 124L100 123L99 120ZM107 119H109L111 122L108 121ZM142 120L144 121V118L141 119V121ZM234 120H235V118H234ZM122 121H123V119H122ZM136 121H137V119H136ZM144 124H146L144 129H146L147 132H149L150 128H148L147 124H150V123H144ZM141 126H142V124H141ZM133 131H135V130H133ZM146 134H148V133H146ZM146 134H144V135H146ZM13 142H16V144H13ZM226 142L225 143H221L220 145L225 146ZM235 143H236V141H235ZM58 145L56 147H58ZM139 145H141V144H139ZM227 145H230V143L227 142ZM228 147H230V146H228ZM124 148H125V146H123L121 148V151L127 157V153H126ZM6 151H4V152L6 153ZM56 151H55V153H56ZM214 151H215V148H214ZM215 152H214V158H212L213 160L209 159L206 162H204L203 163L204 165H202L203 166L202 168L198 167V165L196 167H192L193 168V171H192L193 174L198 179H199V177L203 176L205 178V180L203 179L204 182L202 181L204 186L200 189L201 191L199 190V192L197 193L195 202L192 203V192H191V189H190V185H189V191H190V202H189V205L185 209H183L182 206L177 202V204L179 205V207L181 208V210L183 212H187V211L189 212L188 215L182 214L181 211L178 209V207L174 203H170V202L166 201L165 199L160 198L158 196V194L154 191V189H156L154 184H153V188L154 189L151 187L152 190L148 189L146 184L143 185V182L146 179H148V176H149L147 174V171L151 175L154 172V171L153 172L151 171V166H150V168L148 167V169L145 168L143 170L142 169L139 170L144 175L143 176V179H144L143 181L140 180L141 178H139V177H134V181H133V180H128V178H126L125 176H121V179L126 183V185L127 186H131V190H130V192L128 191V193L131 194L133 196V198H135V199H133V203L134 204L132 203V206H134V208L132 209L133 211L131 212V215L129 216V218L130 219H140L141 222H142V220L145 221L149 226H151V227H148V226L147 227L150 230H152V231H154L158 227L163 229L162 226H163V223L166 224V222H165V220H166L168 222V224H166V225H168L167 228L169 227V228L173 229L175 227L174 231H176V229H179V232L182 234V236H183V233H184L183 232L184 230H182V229H184L186 227H191L192 230H196L197 234H200V236L201 235L208 236L210 238V240H208L207 243L211 244L212 242H210V241H212V238L214 237V234L216 232H218V231L224 232L225 231L224 229H231L232 228V226H231L232 224H230V220L235 221V223L238 224V221H239L238 218H247V216L253 215V213L257 210V207L256 208L253 207L254 205H251L255 209L254 211H253V208H252V210H249L248 212L243 213L242 205L238 206V205L233 204L235 202V199H234L235 195L234 194H230L229 188H228L229 185L223 183L224 180L228 181L231 178V176L229 177V175H227V176L224 177V174H221V172H220L221 171V167H222L220 161H225V159H224L225 156H223V157L220 156L219 158H217V155L215 156ZM143 153H144V151H143ZM51 154H44V155L46 157H48V155H51ZM145 155H146V153H145ZM64 157H65V159H64ZM199 157L203 161V158L201 156H199ZM226 157L228 158V157H230V155L226 156ZM47 159H44V160L47 161ZM86 161H87V159H86ZM247 161H249L250 163L246 164ZM7 166L8 167H6L4 169V171L8 172L9 174H12L11 176H14L12 184H9L10 186L13 185L14 188H11L10 190H8L7 188H9V186H7V185H8L9 182L7 184L2 182L3 186L1 185V187H3L2 188L3 195L7 194V196H12L13 197V195L14 196H18L17 195L18 193L19 194H23L22 193V188L19 187V185H18L19 183L27 185L30 188L32 186V189H33V184L32 183L34 182V180H33L32 176H29L28 179L25 182H22L23 179H22V176H20V174L18 173L19 171H17L15 167L13 168V167H11L9 165H7ZM2 167H3V165L1 166V169H2ZM121 167H122V165H121ZM126 169H128V168H126ZM123 170H124V168H123ZM106 171H107V173H106ZM232 171H233V168H231L229 170V173L231 175H233ZM261 171H260V175H256V177H254V178H257L258 176L261 178L262 177L261 174L264 173V171H262V172ZM127 172H130V171H127ZM133 172H134V170H133ZM66 173H68V175ZM159 173H160V171H159ZM81 174H83V173H81ZM157 174H158V172H157ZM71 175H72V177L69 178V176H71ZM79 175H80V173H79ZM131 175H132V173H130V176ZM183 175H184V173H183ZM66 176H68V177H66ZM38 177L41 178L40 175H38ZM132 177H133V175H132ZM105 178L107 179L108 176L105 177ZM5 179H8L7 176L5 177ZM54 179H55V177H54ZM185 179H186V177H185ZM261 179H263V177ZM109 181L111 182L110 186L112 185V187H110L109 190H111V193L115 194V189L113 188V185H114L113 183L114 182L112 180H110V179H109ZM157 181H160V178H158ZM205 181L209 182V184L206 185V186H205ZM41 184H46V180L43 181L42 183H40V185ZM55 184L54 185L58 189H56V192H54V193L56 195H59L63 185H62L61 182H58L57 180H56ZM208 188H210V190L213 191V192H210ZM83 189H85V190H83ZM86 190H89V191H86ZM141 190H143L144 195H143V198L139 199L138 194H139V192ZM219 190H221L222 193L220 192L221 194L216 195ZM10 191H12L13 195L10 193ZM233 193H235V192H233ZM170 194H171V191H170ZM116 196L118 197V195H116ZM122 197H123V199H125V198H127V195L125 197L124 196H122ZM247 197H249V196H247ZM150 199L152 201H149ZM242 199H244V198H242ZM139 200H140V202L137 203V201H139ZM237 203H240V201L237 202ZM243 203H244V201H243ZM190 205L192 207H190ZM248 205H250V203L246 202L245 203V207H247ZM238 208L240 209L241 213L238 212ZM261 209H263V207ZM99 210H100V208H99ZM151 210L153 212L156 211L157 215L156 216H152V214H151L152 211ZM168 210L171 211L172 215L174 214L176 216V217H174L175 219H171V220L168 219L169 218V214H171ZM89 211H91V210L89 209ZM167 212H169V213L167 214ZM257 212H258V210H257ZM69 214H70V211H69ZM165 214H167V215H165ZM120 215H122V214H120ZM228 221H229V224H230L231 228H230V226L228 224ZM177 222L179 223L178 225H176ZM71 224L74 226V223H70V224H67V225L70 226ZM75 224H78L77 230L79 232H81V230L83 229L82 225L84 224V223L82 224V220H79L78 222H75ZM103 224H104L103 223V219L102 218H98V222L94 223L92 229L88 231L89 232L88 235L83 236L82 232L80 233V235H82L81 238L83 240L87 239V240H91L93 242L92 245H95V249H98V251L96 252L97 255L101 252V256L109 258L111 260V262H113V264H115L116 263L115 261H117V255H115V254L117 253L118 248L114 244V242H115L114 233L111 232L110 228L105 226V224L103 226ZM254 225H256V224H254ZM141 226L142 225H137L136 224V227H138L140 229H141ZM134 227H132V228H134ZM240 227H241L240 229L243 228L242 226H240ZM244 227H245V225H244ZM124 228L126 229L125 225H124ZM152 228H155V229H152ZM246 230H247V228H246ZM90 231H92V234L90 233ZM165 231H166V229H165ZM240 231H242V230H240ZM173 233L174 232H172V234ZM176 233H178V231ZM185 235H187V234H185ZM194 235H196V234H194ZM68 236L69 235H67V237ZM89 236H91V237H89ZM178 236H180V235H178ZM196 236L198 238V235H196ZM227 238H228V236H227ZM191 239H192V236H191ZM243 242H244V240H243ZM110 245H113V247H111ZM262 246H264V245H262ZM108 263H109V261H108Z\"/></svg>",
	"mask_w": 264,
	"mask_h": 264
},
{
	"label": "water",
	"instance_id": "95a60500",
	"mask_svg": "<svg viewBox=\"0 0 264 264\" xmlns=\"http://www.w3.org/2000/svg\"><path fill=\"white\" fill-rule=\"evenodd\" d=\"M234 59L230 69L245 82H250L264 64V17H251L243 25L234 45ZM202 159L194 152L172 148L166 153L169 168L171 199L185 209L190 202L189 182L183 173L187 167L199 165Z\"/></svg>",
	"mask_w": 264,
	"mask_h": 264
}]
</instances>
